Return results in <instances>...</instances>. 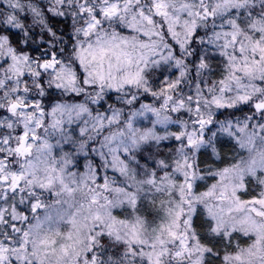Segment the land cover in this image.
Instances as JSON below:
<instances>
[{"label":"snow or ice","instance_id":"6c2138e0","mask_svg":"<svg viewBox=\"0 0 264 264\" xmlns=\"http://www.w3.org/2000/svg\"><path fill=\"white\" fill-rule=\"evenodd\" d=\"M0 264H264V0H0Z\"/></svg>","mask_w":264,"mask_h":264},{"label":"trees","instance_id":"16d2710c","mask_svg":"<svg viewBox=\"0 0 264 264\" xmlns=\"http://www.w3.org/2000/svg\"><path fill=\"white\" fill-rule=\"evenodd\" d=\"M222 152L224 153V160H225V162H228L229 161V154H230V152H229V148L228 147H225V148H223L222 149ZM218 163V165L219 166H223L222 164H219V162H217ZM212 181L211 180H209L208 181V183H211ZM241 243L243 244L244 243V240L243 239H241Z\"/></svg>","mask_w":264,"mask_h":264},{"label":"rangeland","instance_id":"374dc122","mask_svg":"<svg viewBox=\"0 0 264 264\" xmlns=\"http://www.w3.org/2000/svg\"><path fill=\"white\" fill-rule=\"evenodd\" d=\"M165 150H166V149H165ZM143 207H144V208H146V207H147V205H144ZM244 242H245V241H244Z\"/></svg>","mask_w":264,"mask_h":264}]
</instances>
